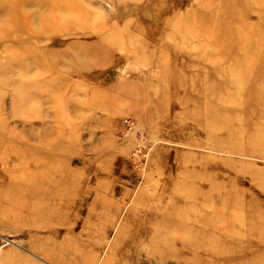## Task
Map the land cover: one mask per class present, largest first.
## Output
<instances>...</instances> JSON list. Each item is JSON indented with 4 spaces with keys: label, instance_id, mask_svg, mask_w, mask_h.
<instances>
[{
    "label": "rangeland",
    "instance_id": "1",
    "mask_svg": "<svg viewBox=\"0 0 264 264\" xmlns=\"http://www.w3.org/2000/svg\"><path fill=\"white\" fill-rule=\"evenodd\" d=\"M0 8V264H264V0Z\"/></svg>",
    "mask_w": 264,
    "mask_h": 264
},
{
    "label": "bare ground",
    "instance_id": "2",
    "mask_svg": "<svg viewBox=\"0 0 264 264\" xmlns=\"http://www.w3.org/2000/svg\"><path fill=\"white\" fill-rule=\"evenodd\" d=\"M24 3L26 4H29V3H31V0H24ZM34 3V2H33ZM16 4H19V3H16ZM22 5V4H21ZM66 6V5H65ZM5 7H6V5H5ZM20 7H22V6H20ZM1 10H2V8H0ZM8 11V10H7ZM14 11V10H13ZM17 11V10H16ZM1 12V11H0ZM15 12V11H14ZM20 13V12H19ZM6 14H8L7 12H6ZM12 15V14H11ZM21 16V15H20ZM26 17L27 18H29L30 17V15L28 14V15H26ZM32 19L30 18L29 19V23H30V25H32ZM0 25H2V24H0ZM4 25L7 27V28H11V27H18V26H21L22 27V30L23 31H26V32H30V33H32V30L34 31V29H33V27H31V26H28V25H25L24 23L22 24L21 23V20H20V18L18 17H16V16H14V17H11V18H9V15H8V18L7 19H5L4 20ZM8 32V31H7ZM3 131H4V129H3ZM5 134V135H4ZM11 137L12 136V132L11 131H4L3 133H2V137ZM1 138V137H0Z\"/></svg>",
    "mask_w": 264,
    "mask_h": 264
},
{
    "label": "built area",
    "instance_id": "3",
    "mask_svg": "<svg viewBox=\"0 0 264 264\" xmlns=\"http://www.w3.org/2000/svg\"><path fill=\"white\" fill-rule=\"evenodd\" d=\"M125 123H127V121H125ZM127 124H129V123H127Z\"/></svg>",
    "mask_w": 264,
    "mask_h": 264
}]
</instances>
